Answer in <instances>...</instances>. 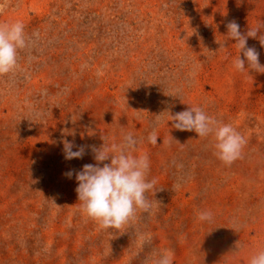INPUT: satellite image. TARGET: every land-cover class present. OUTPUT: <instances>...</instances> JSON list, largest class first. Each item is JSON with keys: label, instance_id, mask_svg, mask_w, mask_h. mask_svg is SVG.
Here are the masks:
<instances>
[{"label": "rangeland", "instance_id": "rangeland-1", "mask_svg": "<svg viewBox=\"0 0 264 264\" xmlns=\"http://www.w3.org/2000/svg\"><path fill=\"white\" fill-rule=\"evenodd\" d=\"M233 20L264 34V0H8L0 22L21 21L30 43L0 76V264H153L164 250L173 264H249L264 248V73L233 67ZM247 46L264 65L259 39ZM190 106L232 124L240 159L172 127ZM128 133L149 156L153 208L105 230L64 174ZM65 139L83 158H64Z\"/></svg>", "mask_w": 264, "mask_h": 264}, {"label": "clouds", "instance_id": "clouds-1", "mask_svg": "<svg viewBox=\"0 0 264 264\" xmlns=\"http://www.w3.org/2000/svg\"><path fill=\"white\" fill-rule=\"evenodd\" d=\"M8 7V0H0V15ZM227 39L235 40L238 55L233 67L239 71L255 70L264 73V65L259 61L255 47L247 46L249 37L258 38L264 46V34L257 36L259 28H249L246 34L240 31V25L230 21L227 25ZM25 34V25L21 21L0 22V76L14 72L18 67L19 51L29 46ZM241 53L243 58H241ZM172 127L180 131H194L200 138H213L214 155L226 166H231L242 156L245 139L232 126L208 115L202 106H190L188 109L170 115ZM148 142L157 143V133L153 130L147 137ZM138 141L131 133L124 135L120 145L104 144L97 148L90 146L96 164H85L80 171L71 170L64 175H75V189L80 208L87 217L96 221L102 229L120 230L129 224L137 211L150 213L153 202L148 193L155 190V179H148L150 160L147 153L136 148ZM76 147L77 150L73 151ZM63 153L66 160L80 159L85 155V146H75L73 142L63 141ZM110 163H104L109 161ZM103 166H100V165ZM179 189L180 185L174 186ZM57 206V205H56ZM59 207V206H57ZM197 219L211 222L213 214L209 210L199 211ZM173 253L164 250L157 254L153 264H173ZM249 264H264V248L253 254Z\"/></svg>", "mask_w": 264, "mask_h": 264}]
</instances>
